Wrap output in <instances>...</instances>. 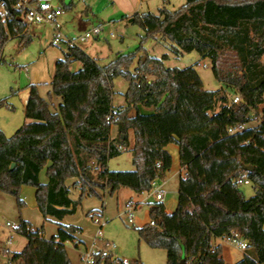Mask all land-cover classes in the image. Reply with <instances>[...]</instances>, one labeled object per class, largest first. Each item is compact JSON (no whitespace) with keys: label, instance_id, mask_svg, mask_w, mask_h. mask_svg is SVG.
Returning <instances> with one entry per match:
<instances>
[{"label":"trees","instance_id":"16d2710c","mask_svg":"<svg viewBox=\"0 0 264 264\" xmlns=\"http://www.w3.org/2000/svg\"><path fill=\"white\" fill-rule=\"evenodd\" d=\"M19 1L9 0L5 26L0 12V52L8 38L26 40ZM131 22L144 31L142 39H167L175 55L196 51L208 58L214 78L238 91L242 100L209 114L216 92L203 88L192 65L167 67L165 55H140L132 72L135 53H117L101 65L80 47L70 46L55 62L45 97L36 84L27 86V121L9 137L0 129V192L16 197L21 207L19 188L31 185L41 215L60 220L77 205L66 179L75 178L71 186L79 188V200L98 195V190L112 194L119 187L148 191L153 180H164L170 170L172 156L165 146L172 143L185 168V176L178 179L176 206L168 213L161 202H149L148 217L154 225L136 228L139 240L164 249L165 264H225L221 245L211 240L234 231L248 246L233 264H264V108L258 124L242 127L264 102V0H185L172 11L163 6L157 13H134ZM74 62H79L76 69ZM118 75L128 81L124 105L108 120L112 81ZM140 106L149 111H140ZM130 131L134 169L109 170L108 159L121 153L117 145L129 146ZM92 161L100 165L95 176ZM237 178L253 185L252 196L245 197ZM14 229L26 243L11 254L10 264H72L65 243L75 240L78 227L59 224L46 238L19 218ZM93 264H113V259L97 257Z\"/></svg>","mask_w":264,"mask_h":264},{"label":"rangeland","instance_id":"374dc122","mask_svg":"<svg viewBox=\"0 0 264 264\" xmlns=\"http://www.w3.org/2000/svg\"><path fill=\"white\" fill-rule=\"evenodd\" d=\"M36 1V0H31ZM53 6L60 7L62 13L57 17L59 31L68 37H77L84 33L85 30H90L92 27L99 26L98 44H104L108 49L105 57L98 60L101 65L109 63L115 58L117 53L129 54L135 53L132 64L129 70L134 72L137 61L140 55H151L162 57L164 65L167 67L183 68L193 66L199 74L203 88L206 90L215 91L214 103L208 108L207 112L213 114L217 112L221 106L231 104L233 96L237 91L227 87L222 82L217 81L211 71V63L208 58H202L196 51L183 52L180 55H175L170 50V42L161 35L156 37L144 36V31L141 27L127 19L120 17L111 18L112 25L107 22V14H100V11L106 4L107 11L116 0H46ZM185 0H170L166 4L169 10H175L181 7ZM71 4V5H70ZM86 4L92 5L96 9L95 15L89 16L84 23L85 27L80 25V19H86L83 15V9ZM150 11L158 12V6L152 4ZM107 22L105 24H101ZM111 33L114 36H111ZM52 28L44 23L32 24L28 27V35L31 40L19 45L17 37L8 38L0 52V100L6 102L0 104V129L9 137L17 128L25 122L24 103L26 99L27 84L30 73L27 66L37 59L44 52L48 57L61 50L65 52L64 43L59 46L49 44L51 39ZM97 39L89 38L83 42H78L81 47L89 46L91 42ZM143 58V57H142ZM74 68V66H72ZM148 79H152V75H146ZM113 106L120 105L123 102V94L127 89L128 81L118 75L113 78ZM44 97L46 94L44 93ZM264 108V103L259 106V110L250 112V120L242 125V127H252L259 123L261 119L260 110ZM114 125L111 130L114 132ZM130 136V132H129ZM129 146L120 154L112 156L107 161L109 170H133L132 164V141L129 139ZM91 164V162H90ZM177 168V156H174V162L171 170L165 173L167 183L163 186L165 190L164 200L161 202L165 208L174 210L177 202V183L179 179L178 173H175ZM94 172V171H93ZM95 176V172L93 173ZM40 182L46 179L45 168L40 171ZM75 178L66 179V184L70 186L69 196L77 201L75 212L65 215L58 220L53 217L45 219L39 212L35 202V188L31 185H21L18 191V196L22 200L23 205L17 206L16 197L11 194L0 192V264H8L11 254L20 251L26 243L25 236L17 233L14 227L17 225L19 218L28 221L33 229H40L43 236L49 238L53 235L59 224L73 225L79 230L75 233V238L80 243L82 240L88 242L95 234L98 224L93 218L100 212L101 220L104 224L101 227V236L99 244L103 245L105 241L113 242L114 247L110 248V258L113 259V264H117L114 259H120L126 264H165L166 251L162 248H151L144 241L139 240L136 228L141 227L149 221L148 203L155 202L154 195L147 191L136 193L127 187H119L114 193L109 194L107 191L98 190V195H84L79 200V188L72 187ZM239 188L246 198L254 194L252 184H241ZM129 201H132L131 213L133 214V222L128 223L126 220L125 208ZM81 233V239L78 234ZM9 235V237H7ZM77 235V236H76ZM9 240V242H6ZM221 244L222 255L225 261L235 263L243 256L244 251H240L227 240H218ZM75 242H66L65 247L69 253V258L73 264H81L78 254L83 246ZM85 244V243H84ZM79 247L75 249L74 247ZM5 249L9 250V253ZM3 254H6L3 256Z\"/></svg>","mask_w":264,"mask_h":264},{"label":"built area","instance_id":"2783aa9c","mask_svg":"<svg viewBox=\"0 0 264 264\" xmlns=\"http://www.w3.org/2000/svg\"><path fill=\"white\" fill-rule=\"evenodd\" d=\"M24 8L22 12V19L26 25L30 24H38L44 23L52 28V34L50 39V44L58 45L61 42L68 48L70 46L76 45V43L81 42L89 37H95L100 32V27L95 26L92 27L90 30L85 31L82 35L76 38H69L67 36L62 35V33L58 29V24H56L57 17L62 13V9L60 7L53 6L48 1H30V0H20L17 4V7ZM0 12H1V23L5 26L6 25V16L8 14V9L5 4L0 3ZM111 36L114 34L111 33ZM264 99V94H263ZM242 100V95L237 91V93L233 96L231 103H238ZM264 103V102H263ZM0 104L7 105L6 102L0 100ZM120 110V107L113 106L111 107L107 119L111 120L116 117ZM117 149L122 152L126 148L122 145H117ZM100 169V165L92 161L91 162V171H98ZM164 180H153L150 183V189L147 191L150 194L154 195L155 200L162 202L165 197V190L163 189ZM236 183L241 184H249V181L245 178H237ZM132 204H127L125 208L126 213V220L128 223L133 222V214L131 213ZM101 216L96 214L93 220L99 226L96 229L95 234L87 243H80L78 240H75L76 244H81L83 246L82 250L80 251V259L82 264H93L97 257L105 258L107 256L110 257V248L114 247L113 242L105 241L103 245L99 244V237L101 236V227L104 224V221L100 219ZM150 225H154L152 220L148 222ZM225 239L234 245L240 251H245L248 246V242L244 239L240 234L231 231L229 236L225 237ZM124 262V261H123ZM126 263V262H125Z\"/></svg>","mask_w":264,"mask_h":264},{"label":"crops","instance_id":"0c3cea01","mask_svg":"<svg viewBox=\"0 0 264 264\" xmlns=\"http://www.w3.org/2000/svg\"><path fill=\"white\" fill-rule=\"evenodd\" d=\"M36 1H43V0H36ZM169 1L170 0H116L115 2H112V5H111V7L109 8L108 11H107L108 7H106L107 5L105 4L104 7L102 8V10L100 11V14H102V12L107 14L106 19H107L108 24L111 26L112 25L111 20H113L111 18L120 17L121 19H127V21L131 22L132 15L134 13L151 12L150 11V6L152 4H155L156 6H158V9L163 7V6L166 7V4L169 3ZM95 9L96 8L93 7L92 5H89V4L85 5V7L83 9V15L85 16L86 19H82V18L80 19V21H82V22H80L81 26L85 27L84 23L87 21L89 16H91V15L94 16L95 15V13H94ZM107 22L103 21V23H101V24H105ZM30 25H32V24H30ZM30 25L26 26L25 34H24L25 39L27 41L25 40L24 42L19 43V45H21V46L26 44V43H28L31 40L30 36L28 35V27ZM85 31H87V30H85ZM62 35H64V34H62ZM64 36H66V35H64ZM69 38H76V37H69ZM89 38H93V39L95 38L97 40L95 42H91V44L89 46L81 47V46L78 45V43H76V46L80 47L83 51H85L91 57L96 58L97 61L99 59L104 58L105 54L108 52V49L106 48V46L104 44H101V45L98 44L99 43L98 42L99 34L97 36H95V37H89ZM89 38H86V39H89ZM85 40H83V41H85ZM83 41H81V42H83ZM49 44H50V41H49ZM50 45H52V44H50ZM53 46H59V44L58 45H53ZM66 52H67V47H65V52H63L61 50L60 52L54 53L50 57H48L45 52L43 54H40L37 57L36 60L31 62L27 66V70L30 73V77L28 79L29 81H28L27 86L29 84H36L38 86V92H39L40 96L44 97L42 88H44V93L45 94L49 91V89H50V85L49 84H50L51 79H52L53 74H54L55 62L58 59L63 58V56H64V54ZM73 66H74V69H76L79 66V62H74ZM27 92H28V90H27ZM27 92H26V96H27ZM25 102H26V99H25ZM58 102H59V99L54 97V103L57 104ZM120 105H122V106L124 105V99H123V102L120 103ZM24 106H25V103H24ZM139 109L142 112H148L149 111V109H146V108H144L142 106H140ZM134 112H135V110L132 109L130 111V116L133 115ZM25 121H27V119ZM114 129H115L114 132L112 130H110V137L111 138H113L116 135V127H114ZM129 139H131V141H133V133H132V131H130ZM165 149L167 151H169L171 156H172V164L174 162V156H177V168L175 170V173H178L179 177H184L185 176V168L183 166L179 165V162H178V148H177V146L175 144L170 143V144H167L165 146ZM171 168H172V165H171ZM171 168H170V170H171ZM39 179H40V177H39ZM45 181H46V179H45ZM166 183H167V178L164 179L163 186ZM129 204H132V201H129ZM171 210L172 209L165 208V211L168 212V213L171 212ZM57 229H58V227H57ZM80 234L81 233L79 232L78 237H79L80 240H82ZM7 237H9V235H7ZM219 238H221V240L222 239L226 240L225 237L212 238V240H211L212 245H218V244L221 245L220 242L218 241ZM82 241L84 243H87L85 240H82ZM6 242H9V240H7ZM74 248L78 249L79 247H74ZM5 250H6L7 253H9L8 249H5ZM5 255L6 254H3V256H5ZM68 256H69V253H68ZM78 257H79V261L81 262L80 254H78ZM222 258H223L225 264H233L230 261H225L223 255H222ZM71 263H72V261H71ZM8 264H10V263H8Z\"/></svg>","mask_w":264,"mask_h":264},{"label":"water","instance_id":"95a60500","mask_svg":"<svg viewBox=\"0 0 264 264\" xmlns=\"http://www.w3.org/2000/svg\"><path fill=\"white\" fill-rule=\"evenodd\" d=\"M0 3L5 4V6L7 7V9L10 10L11 6H10V3H9V0H0ZM13 166H14V163H12V164L10 165V169H12ZM251 168H252L251 166H244V169H245V170H250ZM180 264H185V263H184V260H181V261H180Z\"/></svg>","mask_w":264,"mask_h":264}]
</instances>
